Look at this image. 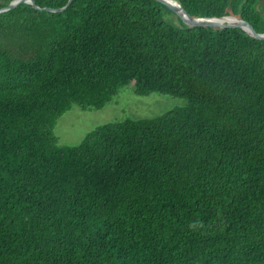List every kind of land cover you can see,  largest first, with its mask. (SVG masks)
Wrapping results in <instances>:
<instances>
[{
	"label": "trees",
	"instance_id": "trees-1",
	"mask_svg": "<svg viewBox=\"0 0 264 264\" xmlns=\"http://www.w3.org/2000/svg\"><path fill=\"white\" fill-rule=\"evenodd\" d=\"M179 1L264 32V0ZM172 14L157 0L0 14V264H264V39ZM130 82L189 104L58 143L73 103L100 109Z\"/></svg>",
	"mask_w": 264,
	"mask_h": 264
},
{
	"label": "rangeland",
	"instance_id": "rangeland-1",
	"mask_svg": "<svg viewBox=\"0 0 264 264\" xmlns=\"http://www.w3.org/2000/svg\"><path fill=\"white\" fill-rule=\"evenodd\" d=\"M0 2L4 3L5 0ZM258 6L260 8L261 4ZM171 16L175 23H179L176 14ZM188 104V98L169 93L150 92L140 95L136 93L135 82H130L122 86L118 94L100 109H84L78 103H73L71 109L58 118L53 132L60 145H78L88 133L106 123L155 118Z\"/></svg>",
	"mask_w": 264,
	"mask_h": 264
},
{
	"label": "water",
	"instance_id": "water-1",
	"mask_svg": "<svg viewBox=\"0 0 264 264\" xmlns=\"http://www.w3.org/2000/svg\"><path fill=\"white\" fill-rule=\"evenodd\" d=\"M164 5H166L170 10H172L186 25L189 27L195 26H209L217 28H242L249 35L257 38L264 39V32H258L255 27L249 22L236 15H225V16H213V17H199L193 16L187 11L183 4L179 0H157ZM73 0H68L67 4L63 7H50V6H39L35 0H11L7 5L0 8V14L4 11L17 7L19 4L28 3L33 5L35 9L47 10L52 12L64 11ZM233 19V20H229ZM223 20V21H220Z\"/></svg>",
	"mask_w": 264,
	"mask_h": 264
},
{
	"label": "bare ground",
	"instance_id": "bare-ground-1",
	"mask_svg": "<svg viewBox=\"0 0 264 264\" xmlns=\"http://www.w3.org/2000/svg\"><path fill=\"white\" fill-rule=\"evenodd\" d=\"M229 20H233V19H229ZM220 21H223V20H220Z\"/></svg>",
	"mask_w": 264,
	"mask_h": 264
}]
</instances>
